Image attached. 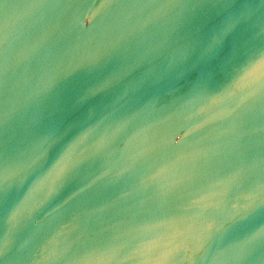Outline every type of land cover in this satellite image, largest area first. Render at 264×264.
<instances>
[{
  "label": "water",
  "instance_id": "1",
  "mask_svg": "<svg viewBox=\"0 0 264 264\" xmlns=\"http://www.w3.org/2000/svg\"><path fill=\"white\" fill-rule=\"evenodd\" d=\"M0 264H264V0H0Z\"/></svg>",
  "mask_w": 264,
  "mask_h": 264
}]
</instances>
